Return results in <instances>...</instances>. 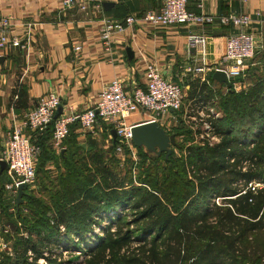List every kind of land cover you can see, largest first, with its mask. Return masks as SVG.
Returning <instances> with one entry per match:
<instances>
[{
    "label": "trees",
    "instance_id": "trees-1",
    "mask_svg": "<svg viewBox=\"0 0 264 264\" xmlns=\"http://www.w3.org/2000/svg\"><path fill=\"white\" fill-rule=\"evenodd\" d=\"M200 83L189 84L191 108L215 98ZM22 88L15 109H27ZM216 96L223 114L212 120L218 142H192L180 166L171 152L165 159L171 167L161 179L148 178L141 186H125L106 163L104 154L115 152L117 139L110 140L107 152L90 140L86 156H56L46 145L52 134L48 127L34 141L40 149L34 183L40 187L36 194L24 189V203L5 216L26 235L16 240L19 244L15 241L20 247L14 248L16 260L8 264H22L18 259L26 257L29 264L39 259L45 264H264V78L247 91L231 88ZM182 129L176 128L175 136L186 134L188 142L192 132ZM136 152L138 160H147L141 149ZM49 160L55 165L61 160L65 167L52 180L43 169ZM71 240H77L73 249L66 246ZM48 247L79 253L81 262L45 257L44 249L53 252Z\"/></svg>",
    "mask_w": 264,
    "mask_h": 264
},
{
    "label": "crops",
    "instance_id": "crops-1",
    "mask_svg": "<svg viewBox=\"0 0 264 264\" xmlns=\"http://www.w3.org/2000/svg\"><path fill=\"white\" fill-rule=\"evenodd\" d=\"M102 3L111 5L104 10L101 4L100 11L89 6L82 13L76 10L62 12L60 0H0V17L10 18L14 35L29 39L25 50L9 47L0 52V158L9 132L14 127H22L26 112L49 93L60 98L64 111L70 109L80 113L93 106L101 88L114 79L122 82L128 92L135 88L144 89L148 65L156 67L165 79L183 86L185 105L191 102L186 98L189 84L195 81L200 83L198 76L187 72L188 67L206 69L208 83L205 85L213 92L216 100L217 94L226 92L224 84L212 79L213 70L223 52L225 38L237 33L238 28L214 23L202 28L182 25L146 31L127 29L113 37L112 51L108 53L103 51L98 40L102 20H121L128 15L140 16L156 11L159 0H103ZM201 4L202 10L193 0H188V10L196 14L203 12L215 19L229 15L251 17L252 22L247 31L256 43L255 54L247 61L242 77L238 80L239 92L247 91L264 78V0H202ZM191 35L205 37L203 56L189 45L188 37ZM77 45L81 47L80 52L73 51ZM127 49L131 51V57H128ZM22 87L27 91V109H15L13 102L17 100L16 93ZM212 101H207L203 106ZM177 116V113L171 112L160 117L158 128L166 132L165 127H170V133L175 136L176 128L186 127ZM147 119V116L134 114L126 123L140 124ZM112 130L110 126L99 122L92 132L82 134L78 122H75L63 148L59 152L52 147L51 150L56 156L72 152L73 157H83L88 154L87 145L90 140L101 148V139L106 135L108 148L103 146L102 149L107 152L110 140H113ZM25 133L34 141L42 134H30L28 130ZM48 136L47 146L50 144V133ZM177 137L184 138V135ZM188 137L190 141L187 144L194 143L193 136ZM75 147L79 150L78 154L74 153ZM115 152L120 153L117 147ZM133 152L132 157L135 155ZM43 169L54 179L64 172L65 167L61 160H58V165L49 160L43 164ZM14 181L15 176L9 169L0 171V249L3 244L1 238L6 235L1 233L2 227L10 228V225L3 222L5 216L11 214L14 207L18 208L24 203L22 199L17 207L16 199L14 201L5 190V186ZM39 187L38 183H34L29 189L36 194ZM10 233L12 236L11 230Z\"/></svg>",
    "mask_w": 264,
    "mask_h": 264
},
{
    "label": "built area",
    "instance_id": "built-area-1",
    "mask_svg": "<svg viewBox=\"0 0 264 264\" xmlns=\"http://www.w3.org/2000/svg\"><path fill=\"white\" fill-rule=\"evenodd\" d=\"M193 1L202 10V0ZM102 2L103 0H60V10L62 12L76 10L83 13L92 6L95 11H100ZM102 22L98 40L103 51L108 53L112 51L113 37L124 33L127 29L138 28L146 31L182 25L202 28L214 23L238 28L237 33L229 34L225 38L223 52L213 70L223 72L230 83V89L236 92H239L240 87L238 80L242 77L247 61L254 57L256 49L254 38L247 31L252 22L250 16L229 15L215 19L203 12L199 14L190 12L188 0H159V8L156 11H149L140 16L128 15L121 20L104 18ZM13 32L10 18L0 17V52L9 47L22 50L28 47V37L20 38ZM188 43L202 56L204 55L206 41L203 35L189 36ZM73 51L80 52L81 47L74 46ZM187 72L192 76H198L201 83H208L204 67H188ZM145 81L144 89L135 88L128 92L122 82L114 79L101 88L93 106L80 113L62 109L61 114L54 118L61 102L53 93H49L35 107L29 109L24 116L23 126L14 127L9 132L1 153L0 160L7 164L9 171L15 176L14 183L5 186L9 196L15 201L18 187L25 185L26 188H30L35 181V166L40 149L25 130L30 134H41L51 126L50 145L59 152L73 123L78 122L80 132L86 134L92 132L96 125L102 122L116 132V139L119 142L118 152L125 149L133 152L131 128L137 124L126 123L130 116L140 114L148 117L145 122L157 123L160 117L174 112L177 113V118L180 117L181 122L191 130L194 143L212 146L218 142L212 127V120L218 117V113L215 112L217 102L215 98L207 106L191 108L189 104L183 105V86L165 79L152 65L146 68ZM60 231L63 232L64 229L61 227ZM1 232L7 233V230L2 228ZM2 245L1 247L5 248V245ZM60 251L63 255L68 253L61 248ZM28 256H32L30 252ZM44 256L47 257L46 254ZM38 262L45 261L39 259Z\"/></svg>",
    "mask_w": 264,
    "mask_h": 264
},
{
    "label": "rangeland",
    "instance_id": "rangeland-1",
    "mask_svg": "<svg viewBox=\"0 0 264 264\" xmlns=\"http://www.w3.org/2000/svg\"><path fill=\"white\" fill-rule=\"evenodd\" d=\"M185 99L183 100V105H185ZM215 112L218 113V118H221L223 116L222 112L220 109L216 108ZM178 119V118H177ZM166 132L165 135L166 136H170L173 133H170L171 129L170 127H165ZM187 129L189 130V128L185 127L182 129V132L187 131ZM185 133V132H184ZM186 134H184L185 136ZM109 141L108 140V136L104 135L101 139V146L105 148H108V144L105 141ZM187 141H190L187 139ZM175 142L178 144V148L172 147L170 144H167V146L165 147V151H162L161 153L158 147H154L153 151H150L148 148L149 146L146 144H141L138 147L133 145V142L131 143L132 148L134 149V153L135 154L133 157L131 155V152H127L126 149L121 151L120 153H116V152H111L110 154H104V159L106 161V163L108 164V166L114 170L115 172H117L124 180V185L128 186V185H132V186H141L142 182L145 180H149V179H153L155 180L156 178L159 179L163 173L165 172V170L169 169L171 167V165L169 163H165V159L168 158V151L169 152H174L175 156H174V162L176 165H181V161H183V158L185 156L184 150L186 149L187 146H189L185 141L184 138H176L175 136ZM136 148H139L142 150V154H146L147 156V160L143 159H139L138 160V156H137V152H136ZM132 149V150H133ZM162 154L164 155V157L162 156ZM142 164V165H141ZM41 177V175H38V179ZM149 178V179H148ZM49 179L52 180V178L50 177ZM161 179V178H160ZM159 179V180H160ZM50 181L48 182V188L50 185ZM256 186L254 187H259L258 184H255ZM264 187V185H263ZM45 194V193H44ZM45 196V195H44ZM49 198L45 197L44 201L47 202ZM5 221H3L5 224H7L9 226V220L4 219ZM10 228L8 229V227H5L4 229L8 230L7 233H3L2 234H6L8 236H10V230L13 233L12 236L14 238H11L10 240H8L7 238L2 236V243L5 244L7 247L6 248H1L0 249V264H8V262L11 261H15V247H20L19 245L15 246L14 244H19L20 241H16L20 238H23L24 240L26 239V235L24 230H17L15 229L13 226H9ZM43 234V231H41ZM6 239V240H5ZM29 239H31V242H35L37 240L35 234H31V237H29ZM16 241V242H15ZM76 241L77 240H71V241H67L66 242V246L70 247V248H75L76 246ZM62 244L64 242H61ZM75 245L74 247L71 245ZM65 247V245H64ZM49 249L51 248L53 250V252H48L46 251V249H44L42 251L43 255H47L50 256L51 259H56L58 262H67L68 260H72L75 261L77 263L81 262V258L80 256H78V253L74 252H68L65 253L64 255L61 253L60 248L58 247H48ZM71 249V250H72ZM76 250V249H74ZM65 252V251H64ZM53 253V254H52ZM32 255V254H31ZM28 256V254L26 255ZM20 261V263L23 264V261L27 264L32 263V261L28 260V257H26V259L21 260L18 259ZM36 264H45V262H37Z\"/></svg>",
    "mask_w": 264,
    "mask_h": 264
},
{
    "label": "water",
    "instance_id": "water-1",
    "mask_svg": "<svg viewBox=\"0 0 264 264\" xmlns=\"http://www.w3.org/2000/svg\"><path fill=\"white\" fill-rule=\"evenodd\" d=\"M110 3H102V7L104 10L110 7ZM128 57L132 56V53L129 49L126 50ZM193 51L195 49L193 48ZM212 79L217 81L218 83L224 84L225 87L229 90L230 83L226 78V75L223 72H214ZM62 112V106L59 105L55 112L54 118H57ZM132 134V142L135 146H139L141 144H146L149 146V150L153 151L154 147L157 146L160 150L159 153L165 151V147L167 144H170L172 147L178 148V144L175 142V136L171 134L170 136H166L164 131L158 128L157 123L155 122H145L134 125L131 128ZM112 139L116 140V132L114 130L111 131ZM171 152L168 151L167 154ZM8 166L4 161H0V171L7 170ZM24 189H26L25 185H21L17 189V197H16V206L18 207L22 203V196L24 195Z\"/></svg>",
    "mask_w": 264,
    "mask_h": 264
}]
</instances>
